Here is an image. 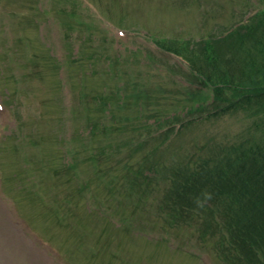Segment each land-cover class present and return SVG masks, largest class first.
<instances>
[{"label":"rangeland","instance_id":"1","mask_svg":"<svg viewBox=\"0 0 264 264\" xmlns=\"http://www.w3.org/2000/svg\"><path fill=\"white\" fill-rule=\"evenodd\" d=\"M263 5L264 0H0V264H237L220 253L218 232L204 233L225 220L219 202L213 211L218 222L206 209L199 221L163 225L160 215L171 185L160 179L163 154L148 165L155 175L140 202L138 192L126 195L131 174L123 166L137 168L145 148L133 157L125 145L111 158L105 155V170L83 190L78 186L88 182L90 168L82 166L80 179L67 181L62 170L75 163L74 155L83 159L84 150L128 140L130 130L144 135V129L137 131L144 126L157 130L191 120L168 146H160L171 152L175 165L219 147L221 155L229 154L245 140L247 127L252 140L261 138L264 117L253 123V108L204 118L210 90L196 99L198 88L176 82L189 80L184 64L155 47L150 36L171 42L191 37L189 46L177 45L188 47L198 62L212 52L200 51L197 41L228 32ZM29 58L38 64L34 72L20 67ZM72 87H84L86 98ZM106 94L114 98L111 105L100 101ZM152 114L159 123L147 117ZM123 118L133 125L128 134L119 133ZM88 122H98L100 133L91 136ZM107 124L116 130L102 132ZM71 129L77 134L70 142Z\"/></svg>","mask_w":264,"mask_h":264},{"label":"trees","instance_id":"2","mask_svg":"<svg viewBox=\"0 0 264 264\" xmlns=\"http://www.w3.org/2000/svg\"><path fill=\"white\" fill-rule=\"evenodd\" d=\"M65 11L67 10L63 8L62 12ZM70 12L69 15L75 17V11ZM156 43L182 55L188 61L191 70L199 74L206 85L212 87L213 99L209 106H206L209 108L207 117L224 114L231 108L246 110V107H250L254 109L253 123L261 122L259 117H264V9L256 13L245 24L238 25L226 34L208 37L204 42H197L196 47L200 51L209 49L212 52L211 56L205 60L198 58L199 61L194 62L191 59L193 57L191 50L188 47L183 49V46L180 47L175 41L162 39L157 40ZM189 45L190 43H186L185 46ZM185 48H187L186 53H184ZM15 51L18 53L20 50L15 47ZM44 62L47 65V61ZM27 65L33 72L38 66L31 58L26 62L24 60L20 67H27ZM42 67L44 68L43 65ZM58 71L59 68H57V73ZM42 80L43 78H40V81ZM58 85L61 94L60 80H58ZM76 91L80 94L77 97L83 101L87 96V91L84 87L76 88ZM141 94H145V91ZM195 97L201 99L203 96ZM91 98L95 99L93 96ZM100 101L104 105L106 103L111 105L114 98L106 94V98L101 97ZM224 101L227 102L226 105L223 104ZM124 104L127 105V102ZM190 110L192 108L188 109V112ZM147 117L154 119L152 123H159V117L156 114ZM129 121L128 118L122 119L119 133L128 134L130 130L128 126L131 124ZM190 121L187 120L185 123ZM185 123H182L181 127ZM87 124V130L91 136L100 133L98 122ZM111 129L116 130L114 126L112 128V125L107 124L102 132H109ZM142 129L146 131L144 135L138 137L134 130H130L133 134L128 140L111 148H109L111 144L106 143L100 148L93 149L92 152L84 150L83 159L78 156L79 153L78 157L74 155L72 160L75 163H67L63 166L62 173L65 175L63 177H67L63 181L73 179L75 170L82 169V165L91 168V179H95V176L105 170L101 164L102 158L106 157L105 155L111 158L109 155L119 152L124 145L128 147L129 156L132 157L145 148V152L137 162V168H133L129 162L124 163L123 167H128L129 174H131L128 175L126 195L130 197V192H135V190H139V194L147 195L155 175L151 173L148 165L157 160L160 155L162 157L164 155L167 161L161 167L158 166L164 170L160 179L171 182V185L166 188L168 194L163 207H166L164 222L168 223L169 220L177 221L187 217L200 218L199 213L202 208H207L205 202H219L222 205V211L220 210L219 213L225 216V220L222 223H215L210 233L211 235L216 232L220 234V240L217 242L220 246V253L228 262L264 264V130L261 138L252 140L247 127L245 140L232 145L231 151L225 156L221 155L223 148L219 147L212 154L209 151V156L205 158L196 160L192 155L188 160L175 165L172 164L173 161L170 158L171 152L168 153L166 148L161 149L160 147L168 146L169 140L172 139L173 127L169 124L162 127L163 130L158 131L160 127L152 130L154 127L144 126V128H138L137 131H142ZM173 136L177 137L176 134ZM159 137L161 143L158 141L159 143L154 145ZM98 163L101 169L96 165ZM89 182L85 181L84 186L80 184L79 190L87 188L92 183ZM120 192L122 193V190ZM141 198L146 197L140 195ZM213 211V209H208L207 212L212 216Z\"/></svg>","mask_w":264,"mask_h":264}]
</instances>
